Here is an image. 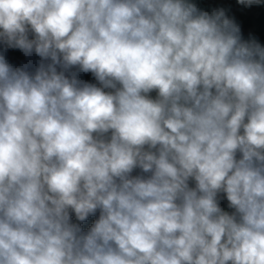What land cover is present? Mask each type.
Masks as SVG:
<instances>
[{
  "label": "clouds",
  "instance_id": "clouds-1",
  "mask_svg": "<svg viewBox=\"0 0 264 264\" xmlns=\"http://www.w3.org/2000/svg\"><path fill=\"white\" fill-rule=\"evenodd\" d=\"M0 264H264V0H0Z\"/></svg>",
  "mask_w": 264,
  "mask_h": 264
}]
</instances>
